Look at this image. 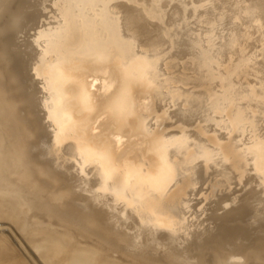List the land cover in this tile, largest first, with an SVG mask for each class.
<instances>
[{
    "label": "bare ground",
    "instance_id": "6f19581e",
    "mask_svg": "<svg viewBox=\"0 0 264 264\" xmlns=\"http://www.w3.org/2000/svg\"><path fill=\"white\" fill-rule=\"evenodd\" d=\"M56 1L75 26L99 25L105 31L99 43L83 48L95 55L91 58L95 61L84 63H76L73 55H60L59 49L38 35L45 48L39 64L45 63L43 80L54 81L48 95L54 97L48 102L50 115L56 127L71 134L72 142L77 136L90 139L97 130L95 139L101 150L96 154L105 163L95 168L107 171L112 151L122 148L119 158L143 161L135 167H146L153 175L159 155L172 163L171 158L176 159L182 150L195 165L182 168L187 161L179 157V163L172 166L180 172L168 185L152 182L144 174L135 180L142 184L146 198L142 205L151 216L181 217L189 210L190 198L199 194L193 188L200 182L210 192L203 199L220 205L224 200L228 205L227 198L235 195L232 187L248 191L250 202L245 198L236 210L220 207L223 214H250L251 205L264 212V0ZM37 24L36 17L25 19L23 34L35 31ZM104 43L109 55L113 51L108 59L101 54ZM78 66L88 75L89 86L87 81L74 86L72 72ZM59 69L67 73L65 85L58 80ZM157 118L163 124L159 129L154 125ZM66 148L72 151L71 141ZM0 151L5 157L14 152L4 141ZM119 171L131 174L124 167ZM119 177L117 188L126 176ZM1 185L0 264H22L28 257L40 264H116L123 256L136 258L132 247L110 244L104 234L93 235L81 224L66 225L54 218L50 211L65 203L63 199H31L29 193L34 196L37 185H24L26 189L13 187L11 182ZM25 206L29 212L16 226L13 218L21 221ZM223 214L217 215L220 223L213 228L218 236L226 230L238 233L249 224V220L245 226L226 221L220 218ZM65 229L81 236L65 234L61 231ZM80 231L114 252L105 253ZM75 237L81 238L83 247H77ZM158 264L201 262L166 258Z\"/></svg>",
    "mask_w": 264,
    "mask_h": 264
},
{
    "label": "rangeland",
    "instance_id": "374dc122",
    "mask_svg": "<svg viewBox=\"0 0 264 264\" xmlns=\"http://www.w3.org/2000/svg\"><path fill=\"white\" fill-rule=\"evenodd\" d=\"M58 5L59 1L56 0H0V147L4 141L14 150L9 157L3 156L0 151V186L6 182L25 189L24 185H37L39 188L34 196L29 193L31 199H63L65 203L56 204L50 211L54 218L66 225L81 224L93 235L104 234V239L110 244L134 248L136 258L123 256L115 261L116 264H158L166 258L182 263L264 264V212L252 205L249 207L250 214H240L238 211L223 214L219 209L228 205L234 210L240 208L245 198L250 196L248 191L234 186L231 191L235 195L227 198L230 201L228 205L225 200L220 205V202L203 199V195L210 192L200 182L193 188L199 194L190 198L187 204L189 210H184L181 217L165 213L151 216L142 205L143 199H146L141 193L142 184H136L135 180L144 174L143 177L152 182L168 185L180 172V169H174L172 163L177 165L181 157L182 162L187 161L182 168L191 169L195 160H189L182 150L180 156H175L176 159L171 158L172 163L164 155H159L161 159L157 157L156 169L151 175L146 167H135L143 161L119 158L123 149L117 148L106 161L108 170L102 171L95 168L105 163L96 154L101 150L95 139L97 130L90 139L80 134L81 138L77 136L72 142L71 134L65 133L66 128L60 125L56 127L48 103L54 98L48 96L53 92L49 89L54 81L47 83L43 80L46 75L45 63L42 66L39 64L42 56L45 58V48H42L38 35L50 47L59 49L60 55H73L76 63L95 61L91 59L95 55L83 48L99 43L105 36V31H101L99 25L75 26L70 16L61 13L64 9H58ZM29 17L38 19L37 27L35 31L26 30L23 34L22 23ZM101 46L103 56L107 58L112 54L113 51L109 55L106 43ZM82 69L79 66L74 68V79L69 76L76 87H81L86 81L89 86L88 75ZM57 76L61 85H65L67 73L59 69ZM154 125L159 129L163 124L157 118ZM70 141L72 151L66 148ZM123 167L129 169L131 174L121 173L119 169ZM170 167H173V171ZM118 176L126 177L122 179V186L117 188L115 182ZM79 202L83 206L86 203L87 208L80 207ZM246 202H250L249 199ZM28 212L29 208L25 206L23 213H20L21 221L13 218L16 226L22 223ZM218 214H223L220 218L224 217L226 221L235 220L233 223H243L245 226L249 220V224L238 233L229 234L226 230L218 236L213 232L219 222L216 220ZM195 215L200 219H196ZM206 215H209L208 220L199 222ZM32 226L37 227V222L33 221ZM61 231L81 236L72 230ZM80 232L88 242L105 253L114 252L88 236L87 232ZM65 238L67 244L69 239ZM75 238L77 247H83L81 238ZM23 248H26L25 244ZM28 259L32 260L30 257ZM30 260L22 264H32ZM32 261L40 264L37 259Z\"/></svg>",
    "mask_w": 264,
    "mask_h": 264
}]
</instances>
